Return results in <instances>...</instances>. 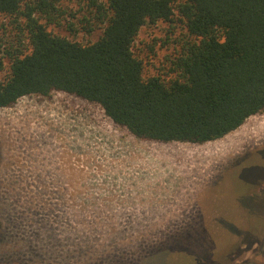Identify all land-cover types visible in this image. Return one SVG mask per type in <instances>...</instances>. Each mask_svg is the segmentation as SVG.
Returning <instances> with one entry per match:
<instances>
[{
	"label": "rangeland",
	"instance_id": "rangeland-1",
	"mask_svg": "<svg viewBox=\"0 0 264 264\" xmlns=\"http://www.w3.org/2000/svg\"><path fill=\"white\" fill-rule=\"evenodd\" d=\"M56 6L65 13L56 23L35 15L52 35L83 45L102 35L76 0ZM23 28L24 19L0 14V57L25 40ZM190 39L177 16L146 22L132 45L144 77L167 79ZM261 162L264 112L216 141L158 143L134 138L75 96L23 97L0 109V200L14 224L8 250L21 264H169L174 244L202 221L264 219V171L250 180ZM243 194L256 198L237 200ZM246 232L242 225L220 240L238 238L217 264H264V227ZM202 254L194 248L190 261Z\"/></svg>",
	"mask_w": 264,
	"mask_h": 264
},
{
	"label": "trees",
	"instance_id": "trees-1",
	"mask_svg": "<svg viewBox=\"0 0 264 264\" xmlns=\"http://www.w3.org/2000/svg\"><path fill=\"white\" fill-rule=\"evenodd\" d=\"M59 1L0 0V14L24 19L20 31L26 33L0 57V109L26 96L64 93L97 105L136 139L198 145L219 140L264 112V0H76L89 14L84 22L104 26L99 39L86 45L52 35L35 18L58 22L65 15ZM175 16L191 39L172 61L167 79L145 78L132 50L137 33L146 22H171ZM259 165L251 181L264 171V163ZM251 197L237 200L249 203L256 195ZM211 209L223 215L216 206ZM10 214L0 200V264H21L6 242L14 225ZM223 216L186 231L174 242L175 260L169 264H217L238 241L222 245L225 236L232 238L242 225L248 237L264 227L260 214H248L253 224ZM194 248L204 254L195 262L190 261Z\"/></svg>",
	"mask_w": 264,
	"mask_h": 264
}]
</instances>
